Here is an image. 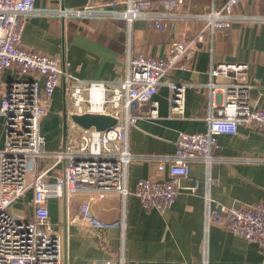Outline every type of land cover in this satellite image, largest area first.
<instances>
[{
  "label": "built area",
  "instance_id": "2783aa9c",
  "mask_svg": "<svg viewBox=\"0 0 264 264\" xmlns=\"http://www.w3.org/2000/svg\"><path fill=\"white\" fill-rule=\"evenodd\" d=\"M194 0H110L88 3L79 8L58 10L62 17L102 16L127 22L143 18L149 28L163 29L167 20ZM240 0H213L209 10L197 16L214 29L230 24L232 7ZM218 2V4H216ZM121 7V8H119ZM35 0H0V73L16 71L17 77L0 79V115L4 117L5 140L0 148V264H66L65 234L51 220V200L66 204L80 194L88 198L79 204L80 220L94 230L118 227L122 220L101 222L92 213L90 200L110 193L126 195V166L134 157L128 150L129 126L141 118H155V95L164 76L173 68L187 69L202 35L170 42L164 57L138 53L127 58L126 74L119 79L84 80L67 72L69 62L21 45V34L29 14L37 12ZM264 20V18H261ZM208 90L207 129L178 133L172 154L156 156L162 175L139 179L134 193L146 208L165 210L180 193L179 179L190 176L189 164L220 159L217 136L235 134L240 125L264 132V107L248 102L250 67L247 62H212ZM22 76V77H21ZM43 77L40 85L39 77ZM64 81L67 113H109L118 122L110 129H85L72 120L67 124L64 144L45 148L40 120L60 80ZM170 102L183 109V84L169 82ZM198 186L194 180L191 189ZM211 201L208 198L207 203ZM29 205L20 215L11 207ZM205 221L215 223L254 242L264 253V200L244 206L207 204ZM122 257L104 259L101 264H119Z\"/></svg>",
  "mask_w": 264,
  "mask_h": 264
},
{
  "label": "crops",
  "instance_id": "0c3cea01",
  "mask_svg": "<svg viewBox=\"0 0 264 264\" xmlns=\"http://www.w3.org/2000/svg\"><path fill=\"white\" fill-rule=\"evenodd\" d=\"M110 0H35L37 12L29 14L21 34V45L69 62L67 72L84 80L110 81L126 74L127 58L142 53L164 57L170 42L202 35L187 69H171L158 86L157 115L141 118L127 133L128 150L134 156L126 166L129 193H110L90 200L92 213L101 222L122 220L118 227L94 230L77 217L79 204L88 198L80 194L64 203L52 199L51 220L65 234L66 264H101L104 259L122 257L119 264H264V253L254 242L215 223L205 221L207 204L244 206L264 200V132L242 124L235 134L217 136L214 152L220 159L209 164H189L190 176L181 177L180 193L171 206L159 211L146 208L134 193L139 179L160 176L156 166L163 154H172L178 133L207 129L208 90L212 62H247L250 67L248 102L264 107V0H240L232 7L229 25L207 28L197 16L209 10L213 0H194L167 20L163 29L149 28L143 18L127 22L119 18L94 16L62 17L61 8L75 9L88 3ZM218 4V2H216ZM121 8V7H119ZM17 77L5 69L1 80ZM22 77V76H21ZM40 85L43 77L38 76ZM169 82L183 84V109L170 102ZM64 81L47 101L40 120L45 148L55 150L63 142ZM70 119H67L69 122ZM68 129H66V134ZM5 140L4 117L0 115V148ZM194 180L198 186L191 189ZM208 198L211 201L207 203ZM22 208L25 202H20Z\"/></svg>",
  "mask_w": 264,
  "mask_h": 264
},
{
  "label": "water",
  "instance_id": "95a60500",
  "mask_svg": "<svg viewBox=\"0 0 264 264\" xmlns=\"http://www.w3.org/2000/svg\"><path fill=\"white\" fill-rule=\"evenodd\" d=\"M63 143L67 129V119L69 118L74 123L82 128H94L98 131H104L112 128L117 122V118L109 113L102 112H85L82 114L67 113L66 108H63Z\"/></svg>",
  "mask_w": 264,
  "mask_h": 264
},
{
  "label": "rangeland",
  "instance_id": "374dc122",
  "mask_svg": "<svg viewBox=\"0 0 264 264\" xmlns=\"http://www.w3.org/2000/svg\"><path fill=\"white\" fill-rule=\"evenodd\" d=\"M69 122H67V124H68ZM65 138H66V135H65ZM65 138H64V141H65ZM64 143L62 142V145H63ZM29 205H26L25 207H26V209L27 210H29V207H28ZM22 204L19 202V203H16V204H14L12 207H11V210L13 211V213L14 214H16V215H20V212L22 211Z\"/></svg>",
  "mask_w": 264,
  "mask_h": 264
}]
</instances>
